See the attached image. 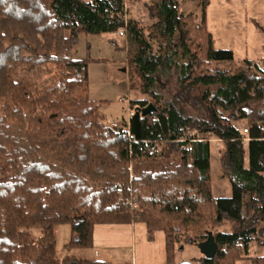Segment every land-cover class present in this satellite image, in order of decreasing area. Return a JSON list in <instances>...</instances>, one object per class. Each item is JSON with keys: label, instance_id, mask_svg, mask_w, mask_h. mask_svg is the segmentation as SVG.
Instances as JSON below:
<instances>
[{"label": "trees", "instance_id": "1", "mask_svg": "<svg viewBox=\"0 0 264 264\" xmlns=\"http://www.w3.org/2000/svg\"><path fill=\"white\" fill-rule=\"evenodd\" d=\"M191 1L199 23L178 0H151L145 27L126 18V0H0V264H111L84 257L94 227L135 223L148 241L162 234L166 264L202 243L213 255L198 264H264V63L236 66L214 49L208 2ZM81 35L125 52L128 97H149L129 99L128 125H105L109 101L89 99ZM47 66L57 75L39 86L31 77ZM149 103L156 111L141 116ZM206 135L221 143L229 198L211 195ZM60 224L71 234L57 251Z\"/></svg>", "mask_w": 264, "mask_h": 264}, {"label": "rangeland", "instance_id": "2", "mask_svg": "<svg viewBox=\"0 0 264 264\" xmlns=\"http://www.w3.org/2000/svg\"><path fill=\"white\" fill-rule=\"evenodd\" d=\"M87 1V0H84ZM151 0H126L125 11L126 18L140 22L143 26L149 27L154 21L150 19L146 5ZM180 9L185 13H192L196 22L202 19V8L198 2L191 0H178ZM205 9V24L207 31L212 36L213 48L216 50H229L233 55V63L237 66L245 60L256 62L258 65L264 63V0H207ZM198 3V4H197ZM152 51L157 50V43L150 41ZM128 62L125 59L124 69L127 78ZM218 68L223 69L222 65ZM35 75L38 77L39 86L49 84L57 75L53 67L47 66L39 69ZM123 75L115 80L116 84L122 83ZM36 80V79H35ZM174 77L169 79L162 78L158 84V89L163 97L167 96V91L174 86ZM127 82V79H126ZM128 86V83H127ZM215 87H210L214 90ZM139 98L149 101V97L135 94L129 97L123 96V102L117 99L103 104L101 112L107 116V119L120 120L126 119L127 101L130 98ZM195 114L194 111H191ZM236 127L246 128L244 122H236ZM202 140L209 143V161H210V192L214 198H229L231 187L228 180L221 178L219 172L218 156L221 143L213 137L206 135ZM32 237L36 239L39 233L36 230L31 232ZM70 227L68 224H60L55 228L57 251L63 250V246L70 240ZM196 245H186L181 251L183 256L198 257L200 252Z\"/></svg>", "mask_w": 264, "mask_h": 264}, {"label": "crops", "instance_id": "3", "mask_svg": "<svg viewBox=\"0 0 264 264\" xmlns=\"http://www.w3.org/2000/svg\"><path fill=\"white\" fill-rule=\"evenodd\" d=\"M87 56L92 60L88 65L89 99L92 101L117 99L118 101L123 96L128 97L124 69L126 53L116 51L105 38L81 35L75 48V57L84 59ZM121 74L123 78L119 85L115 83V80ZM254 252L257 250L253 244H250L249 253L252 255ZM201 256V252L198 257L183 256L179 252L175 254L174 262L189 261L191 264H198L195 259ZM84 257L89 261H104L111 264H166L162 234L156 232L153 240L148 241L145 226L140 223L95 226L92 248L84 251Z\"/></svg>", "mask_w": 264, "mask_h": 264}, {"label": "built area", "instance_id": "4", "mask_svg": "<svg viewBox=\"0 0 264 264\" xmlns=\"http://www.w3.org/2000/svg\"><path fill=\"white\" fill-rule=\"evenodd\" d=\"M115 36L117 37H122L123 36V30H118L116 33H115ZM118 102H123V98H119L118 99ZM127 105H128V101H127ZM132 116V112L131 110L128 108L127 109V116H126V119L124 120H112V119H105V125L109 126L110 128H120L123 124L125 125H128L129 123V118ZM240 132H241V135L243 137H246L247 135V128H240L239 129ZM247 142V139L244 138L243 140V143H246ZM188 150L190 151L191 148H188Z\"/></svg>", "mask_w": 264, "mask_h": 264}, {"label": "water", "instance_id": "5", "mask_svg": "<svg viewBox=\"0 0 264 264\" xmlns=\"http://www.w3.org/2000/svg\"><path fill=\"white\" fill-rule=\"evenodd\" d=\"M155 111H156L155 107L151 103H149L145 108L141 109L140 113H141V116H146L150 113H154ZM197 247L200 250L202 255H205L207 257H210L213 255V252L211 251L209 244L202 243V244L197 245ZM173 264H191V263L189 261H182V262H174Z\"/></svg>", "mask_w": 264, "mask_h": 264}]
</instances>
